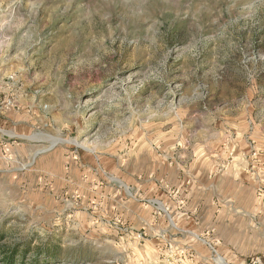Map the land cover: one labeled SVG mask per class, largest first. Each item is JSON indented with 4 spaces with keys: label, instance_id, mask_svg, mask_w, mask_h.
<instances>
[{
    "label": "rangeland",
    "instance_id": "rangeland-1",
    "mask_svg": "<svg viewBox=\"0 0 264 264\" xmlns=\"http://www.w3.org/2000/svg\"><path fill=\"white\" fill-rule=\"evenodd\" d=\"M13 249L264 264V0H0V264Z\"/></svg>",
    "mask_w": 264,
    "mask_h": 264
},
{
    "label": "trees",
    "instance_id": "trees-1",
    "mask_svg": "<svg viewBox=\"0 0 264 264\" xmlns=\"http://www.w3.org/2000/svg\"><path fill=\"white\" fill-rule=\"evenodd\" d=\"M16 255L17 253L15 249L10 251L9 254H7L5 257V264H15Z\"/></svg>",
    "mask_w": 264,
    "mask_h": 264
},
{
    "label": "bare ground",
    "instance_id": "bare-ground-1",
    "mask_svg": "<svg viewBox=\"0 0 264 264\" xmlns=\"http://www.w3.org/2000/svg\"><path fill=\"white\" fill-rule=\"evenodd\" d=\"M57 143V142H56ZM56 143H53V144H56Z\"/></svg>",
    "mask_w": 264,
    "mask_h": 264
}]
</instances>
